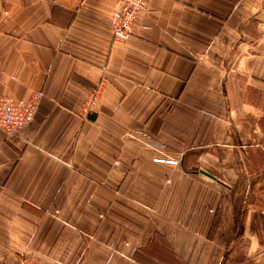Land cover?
<instances>
[{"label": "crops", "instance_id": "0c3cea01", "mask_svg": "<svg viewBox=\"0 0 264 264\" xmlns=\"http://www.w3.org/2000/svg\"><path fill=\"white\" fill-rule=\"evenodd\" d=\"M122 4L0 0V264H264V0Z\"/></svg>", "mask_w": 264, "mask_h": 264}, {"label": "built area", "instance_id": "2783aa9c", "mask_svg": "<svg viewBox=\"0 0 264 264\" xmlns=\"http://www.w3.org/2000/svg\"><path fill=\"white\" fill-rule=\"evenodd\" d=\"M147 4L148 0H123L121 11L111 23L115 40H124L131 35L137 15L146 8ZM97 94V91L94 92L91 104L96 101ZM39 96L40 93H36L30 101L19 102L11 96L0 94V128L8 134H14L32 122L38 110ZM166 161L178 163V160L174 159H166ZM18 264L44 263L28 254H22Z\"/></svg>", "mask_w": 264, "mask_h": 264}, {"label": "water", "instance_id": "95a60500", "mask_svg": "<svg viewBox=\"0 0 264 264\" xmlns=\"http://www.w3.org/2000/svg\"><path fill=\"white\" fill-rule=\"evenodd\" d=\"M201 172L202 173H204V174H206V175H208V176H210V177H214L212 174H210L209 172H207L206 170H201Z\"/></svg>", "mask_w": 264, "mask_h": 264}]
</instances>
